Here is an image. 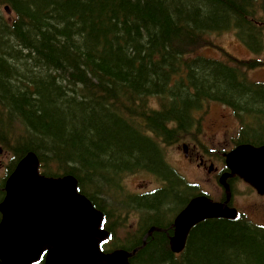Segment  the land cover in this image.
Returning <instances> with one entry per match:
<instances>
[{"label": "trees", "instance_id": "1", "mask_svg": "<svg viewBox=\"0 0 264 264\" xmlns=\"http://www.w3.org/2000/svg\"><path fill=\"white\" fill-rule=\"evenodd\" d=\"M0 2L5 4L0 7V144L13 156L8 173L34 152L45 176L73 175L79 191L110 222L112 211L100 201L120 188L123 174H135L123 169L132 165L136 173L161 178L165 186L159 190L130 195L136 205L144 201L138 209L152 214L145 230L141 222V236L133 241L140 248L150 227H170L172 222L161 226L155 216L166 202L173 199L177 215L197 196L193 186L191 197H184L188 185L171 169L168 148L192 140L204 145L199 109L207 100L224 102L223 93L237 86L235 74L245 80L248 70L258 66L242 63L247 67L237 73L222 61L195 55L214 48L211 33L228 31L230 19L241 40L257 48L244 40V25L237 19L245 16L244 5L252 0ZM256 3V22L264 25V0ZM253 4L249 19L257 12ZM3 6L15 14L11 21L3 18ZM261 32L258 52L264 50ZM2 33L19 42L16 54L23 65L17 66L12 54L4 55ZM255 89L232 100L261 111L264 89ZM186 106L191 109L185 115ZM185 124L189 127L183 130ZM107 185L116 188L105 189ZM140 217L145 219V213ZM161 231L139 249L138 264H264V224L247 216L198 224L181 255L171 251Z\"/></svg>", "mask_w": 264, "mask_h": 264}, {"label": "water", "instance_id": "2", "mask_svg": "<svg viewBox=\"0 0 264 264\" xmlns=\"http://www.w3.org/2000/svg\"><path fill=\"white\" fill-rule=\"evenodd\" d=\"M6 10L9 12L8 7ZM226 162L231 173L224 178L239 175L264 195V148L237 147L227 154ZM39 166L37 155L28 152L6 180L0 202V264H31L47 244L50 254L46 264H90L95 258L107 264H127L133 252H100L98 244L107 235L99 229L102 213L77 191V179L72 175L47 178L40 174ZM236 214L225 203L194 198L174 222L171 249L183 250L191 227L200 221L233 219Z\"/></svg>", "mask_w": 264, "mask_h": 264}, {"label": "rangeland", "instance_id": "3", "mask_svg": "<svg viewBox=\"0 0 264 264\" xmlns=\"http://www.w3.org/2000/svg\"><path fill=\"white\" fill-rule=\"evenodd\" d=\"M259 2V0H252L251 4L247 3L244 5V8L246 10V14L244 17L239 18L237 17L238 21L244 25V40L246 41H253L255 45L258 44V47L255 49L260 48V43L259 40L262 35V30L264 29V25L257 24V19L259 17V12H260V7L256 3ZM255 7L257 8V12L253 15L251 19L247 18L248 15L252 14L255 12L254 9V4ZM1 4V2H0ZM5 5V4H2ZM0 5V7L2 6ZM5 7L3 6L2 13L4 14L5 19H8L9 21L12 20V18L15 16L13 12H10L9 14L5 11ZM262 15V12H261ZM229 20V19H228ZM232 19L228 21V25H230V28L228 27L227 23L225 24L229 31H224V32H219V33H212L211 38L213 41V44L215 45L214 49L212 48H206L204 49L200 54H203V52L214 59H217L218 57L220 60H229V57L226 55V57H223L221 53H219V48L223 47L226 49L227 52H229L232 56L245 60V59H252L253 55L244 47V45L240 42L239 35L237 33L240 32V29L237 28L234 24ZM261 30V31H260ZM237 37H236V36ZM235 36V37H234ZM263 38H264V32H263ZM2 40L1 46L4 50V55L5 54H12L14 57V62L17 66L23 65L24 61L23 58L19 55L16 54V51L20 49L19 42L15 41L14 37H12L11 33H2ZM256 50V51H257ZM263 52V54H262ZM256 54L260 56L264 60V50H260L259 52L257 51ZM262 54V55H260ZM247 77L251 79L250 77L259 79L261 81H264V68L257 69L255 71H248ZM234 80V79H233ZM235 83V80H234ZM261 89V87H259ZM233 92L226 94L223 93L224 101L228 103H233L232 98L237 97L238 95H241L247 90H250L249 88L246 89V91L239 90L237 89V86L234 85L232 88ZM180 90L179 92H181ZM153 104H157V101L155 99L152 100ZM238 109H237V114L239 115L240 118L245 119L249 116H253L259 120H261V116L257 109H250V110H245L243 108H240L238 104H235ZM191 109L190 106H186L184 108L185 110V115L189 110ZM223 115L224 111L222 110V106L217 104L216 106L213 105L209 109V118L206 121L205 125H201V132L202 134L199 136L200 141H202L205 145H210V148L214 147L213 149L215 152L221 153V151H227L232 149V144L230 143V140L226 137L223 136ZM199 116V114H197ZM236 119V118H234ZM216 123V126H213L212 124ZM20 124V123H16ZM15 124V125H16ZM189 126L188 124H185L183 127L184 129H187ZM248 130L247 125L243 126L242 129V134H245ZM258 133L260 135H264V130H259ZM191 145V144H189ZM181 145L179 146H174V147H169L167 151V160L169 162L170 167H174L180 174H182L181 171L186 172L190 180H197L202 184L200 186V190L202 192H205L209 194L213 199L219 200L222 195L223 191L220 189V186L218 182L215 180L214 177H210L209 174H207V169H204L202 167H197L195 163H193V166L191 168H185L181 165L180 159H182V151L180 148ZM0 148L3 149L5 156H1L0 160L5 161V170L7 173L8 170V165L12 159V154L4 149V147L0 144ZM223 153V152H222ZM122 172H135V174H123L120 185H125L129 188V191H133L135 193H145V192H151L154 191L158 188V190L162 187L165 186V182L162 181L161 178L155 177L152 174L146 173V172H141V173H136L138 170H136L132 165L128 166L126 169H123ZM169 172V171H168ZM167 172V173H168ZM3 170L0 168V176L2 175ZM216 175V174H215ZM166 177L163 176V179ZM156 178H158V183L156 181ZM184 179V177L182 176ZM185 180V179H184ZM242 182H235L234 183V197H233V206L234 203L237 206L239 212L243 215L244 219L246 216L251 220L252 222L256 223H263L264 221V197L260 196L257 194L256 191L251 190L250 187H247L244 184H241ZM110 188L111 190H114L116 187L107 185L105 187ZM195 192V187L188 185L187 186V191L185 193V198L191 197V195ZM180 192H178V195ZM125 198V194H120L117 191H110L109 194L104 195V203L100 201L101 204H104V206L107 207L109 211H112L111 215L113 216L111 218V225L113 226L114 230L118 231V240L121 239V243L126 245L124 250H126L128 247L133 251L134 259L136 260V263L138 259L136 258L138 255L139 250L135 248V244L133 243L134 240L138 239L141 235L136 236L132 238L131 240L126 238H122V236L125 234L123 228H125V224L121 225V228L118 226L113 225L114 220L121 219L123 214L125 213V219H129V217L135 219L136 216L132 215L134 212H144L145 213V219H144V227L143 230L146 229L148 226V223L152 219V214L146 212L145 210H140L137 208V205L135 202H131V199L129 200L128 203H123ZM144 201L140 202L138 206H143ZM235 207V206H234ZM119 212H121V216H119ZM149 216H147V215ZM174 206H173V199L169 202H166L162 207L159 213H157L156 216V221L161 225H168V222H172L174 217ZM128 225H129V220H128ZM150 229V228H149ZM163 233L166 234V237L168 238V244L170 245V239L173 235H169V228L168 227H163L161 228ZM154 232H160L158 229H152L149 234H147L144 239L143 243L145 245L147 244V240L149 237H153ZM189 241V239H188ZM187 241V243H188ZM129 264H133V259H130L128 262ZM138 264V263H137Z\"/></svg>", "mask_w": 264, "mask_h": 264}, {"label": "flooded vegetation", "instance_id": "4", "mask_svg": "<svg viewBox=\"0 0 264 264\" xmlns=\"http://www.w3.org/2000/svg\"><path fill=\"white\" fill-rule=\"evenodd\" d=\"M234 80H235L238 88H240L243 91H246L247 87H250L252 84L258 85L256 83H252L249 79L240 80L239 75H237V74H235ZM258 87H261V86L258 85ZM254 89L255 88H252L250 90L252 91ZM258 89H255V90H258ZM261 89H264V87H261ZM250 90H247V92H250ZM247 92H245V93H247ZM245 93H243V94H245ZM233 103L234 104L225 102L226 112L223 115V126H222L223 136L228 138L230 140L231 144H233V145L235 144L234 149L236 147L244 145V144H250L253 146H264V135H260L256 132H252V131L249 133H246V134H242L243 126L249 125L253 120H255L257 118H255L253 116H249L245 119L240 118L239 115L237 114L238 107L235 105L238 103L234 102V101H233ZM239 107L243 108L241 106H239ZM243 109H245V108H243ZM251 109H256V108H251ZM245 110H250V109H245ZM261 111H259V112H261ZM259 116H261L260 121L264 123V110L259 114ZM234 118H236V119H234ZM212 125L216 126V123H213ZM178 149H181V148H178ZM1 156H5V154H4L3 149L0 148V157ZM182 157L183 158L180 159V162H181V165L183 167L188 169V168H191L193 166V163H195L197 165V167H202L204 169H207V174H209L210 177L215 176L216 181L218 182V184L220 186V189L224 193L219 201L220 202L224 201L225 200V191H224V188L221 186L220 180L225 174L230 173V171L226 168L225 154H222L220 157H217V156H214L213 152H209L208 154H205V153H202V152H199L198 150H196L195 147H190V148H188L187 151L182 150ZM0 168L3 170V173L0 176V202H1V200L3 199V197L5 195V187L4 186H5V179H6V170H5V161L4 160H0ZM181 172H182L181 176L184 177V179H185L184 182L187 185L189 184V185L202 186V184L200 182H198L197 180H190L188 175L186 174V172H184V171H181ZM236 181L237 182L241 181L244 185L246 184L241 178H239L237 176H234L232 178L227 179V184L229 185V189H230L231 193L232 192L234 193V183ZM233 197H234V194H233ZM230 206L234 207L233 206V199H232V202L230 203ZM1 220H2V213L0 211V223H1ZM129 221H130V219H129ZM173 225H174V221L171 223V225L169 227L170 231L173 230ZM170 235H172V231H171ZM111 244H112V242H110V241L103 243V249L105 250V252L110 250L109 248H110ZM186 250H187V246H186L185 251ZM46 255H47V252L42 250L41 251V258L32 264H46Z\"/></svg>", "mask_w": 264, "mask_h": 264}, {"label": "bare ground", "instance_id": "5", "mask_svg": "<svg viewBox=\"0 0 264 264\" xmlns=\"http://www.w3.org/2000/svg\"><path fill=\"white\" fill-rule=\"evenodd\" d=\"M201 143H202V141H201ZM189 144H191V145H189ZM203 144V143H202ZM181 145V147L180 148H182V149H184V150H188V148H190V147H195V149L196 150H198L199 152H202V153H205V154H208L209 152H213L214 153V156H217V157H220L222 154H225V163H226V168L230 171V173H231V170L228 168V166H227V154L228 153H230L232 150H234V147L232 148V149H230V150H227V151H221V153H218V152H215L214 150H206V146L205 145H200L197 141H195V140H192L191 142H186V143H182V144H180ZM177 146V145H176ZM179 146V145H178ZM241 146H251V147H254V148H257V149H263L264 148V146H253V145H250V144H244V145H241ZM238 147H240V146H238ZM237 148V147H236ZM235 148V149H236ZM223 152V153H222ZM230 173H227V174H230ZM226 175V174H225ZM234 176H237V177H239V178H241L246 184L245 185H247V187H252L251 186V184L250 183H248V182H246L242 177H240L239 175H234ZM234 176H232V177H234ZM232 177H227V178H224V176L221 178V186L224 188V191H225V200L224 201H222V202H220L219 200H215V199H213L209 194H207V193H205V192H202L201 190H200V186H197V190H198V192H197V196H195V197H193V198H191L190 199V201L188 202V204L184 207V209L181 211V212H179L177 215H176V217L174 218L175 220H176V218L178 217V215H180L183 211H185L186 210V208L188 207V205L190 204V202H191V200H193L194 198H197V197H204L205 199H207V202H212V203H215V204H226V206L229 208V209H235L236 210V212H237V214H236V217L235 218H233V219H230V218H226V217H212V218H206V219H204V220H202V221H200L199 223H197V224H195L194 226H192L191 227V229H190V231H189V233H188V236H190V233H191V231H192V229L195 227V226H197L198 224H200V223H202V222H204V221H207V220H214V219H228V220H237V219H243L244 217H243V215L239 212V210L238 209H236L235 207H231L230 206V203L232 202V199H233V192L231 193V191H230V189H229V185L227 184V179H229V178H232ZM214 178H215V176H214ZM215 180H216V178H215ZM239 182V181H238ZM241 184H243V183H241ZM227 186V187H226ZM224 194V193H223ZM160 230V229H159ZM45 247H48V244L47 245H45ZM44 247V248H45ZM171 251L175 254V255H181L184 251H185V247L183 248V250H181V251H179V252H175V251H173L172 249H171ZM89 263L90 264H107L104 260H102V259H94L93 261L92 260H90L89 261Z\"/></svg>", "mask_w": 264, "mask_h": 264}]
</instances>
